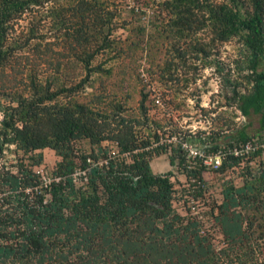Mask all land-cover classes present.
Instances as JSON below:
<instances>
[{
	"label": "trees",
	"instance_id": "trees-1",
	"mask_svg": "<svg viewBox=\"0 0 264 264\" xmlns=\"http://www.w3.org/2000/svg\"><path fill=\"white\" fill-rule=\"evenodd\" d=\"M112 3L0 0V264H264V162L254 169L248 165L264 156L259 146L264 142V0H161L152 22L131 27ZM22 16L28 17V36L20 41L12 35H19L14 26ZM51 30L55 39L45 41L41 35ZM36 35L32 49L45 55L40 60H52L57 46L55 71L66 57L63 63L71 60L78 68L72 78H39L32 62L25 73L16 52ZM198 35L209 39L201 43ZM143 36L174 53L161 61L169 71L173 58L185 63L186 50L197 58L216 43L238 40L242 57L234 67L240 80L225 78L222 104L247 120L226 123L219 142L200 130L179 131L168 115L167 136L177 139L160 143L164 123L148 115L146 92L139 91L136 114H124L123 103L109 97L100 76L125 75V59L133 61L132 54L144 49ZM103 55L112 63L97 61ZM205 64L220 71L214 59ZM252 116L256 127L250 130ZM103 141L115 151L109 153ZM185 141L197 142L206 153L223 146L217 172L248 158L240 184L224 180L219 202L210 205L219 245L201 229L197 215L182 216L173 208L172 171L150 168L153 157L167 154L168 165L186 177L187 190L200 194L206 167L186 156ZM247 142L256 147L245 155L231 153ZM44 148L59 157L46 186L32 168L41 163Z\"/></svg>",
	"mask_w": 264,
	"mask_h": 264
},
{
	"label": "rangeland",
	"instance_id": "rangeland-1",
	"mask_svg": "<svg viewBox=\"0 0 264 264\" xmlns=\"http://www.w3.org/2000/svg\"><path fill=\"white\" fill-rule=\"evenodd\" d=\"M110 1L113 2L112 7L119 9L121 18L126 21L125 25L131 27L135 25V22H152L153 17H151V12L155 10L156 2L161 0ZM149 2L151 4H149ZM131 9H133L132 12ZM27 19L28 17L22 16V18L16 22L14 26L15 31H20L19 35H12L13 38L22 41L28 36L24 35L26 27L28 26ZM118 32L124 33L125 31L119 29ZM131 33H133V31ZM41 36L44 37L45 41H53L56 35H52L51 30L47 32L46 35ZM38 38L39 35L30 38L28 44H23V47L16 52V56L21 62V65L25 67V73L32 62L35 64L34 72L39 78H43L46 75L72 78L77 73L78 68L71 60H66V64L63 63V59H67L66 57L59 62L61 64L59 70L57 72L55 71L54 66L57 62L54 59L56 57L54 51L55 49L57 51V46L52 48V60H40L41 57L44 58L45 55L32 49L33 43L37 41ZM198 38L201 43H206L209 39V35H198ZM145 41L149 43L145 45ZM139 45L140 47H144V49L137 51L135 55L132 54L133 61L129 58L125 59L128 63L125 75L121 76L115 73L113 76L107 78L103 77V75L100 76V79H102V86L106 85L109 91V97L114 96V99H118L123 103V107L125 108L123 111L124 114H136V105L140 98L139 91L142 89L143 92L148 94L145 107L147 108L150 118L162 119L164 123V120L169 115L172 124H175L176 128L183 133L187 131L191 134L200 130L204 132V135H213L216 137L217 141L224 142L222 137L226 131V123L231 121L238 124L247 120L234 108L226 107L222 104L223 95L228 91L225 78L240 80V77H238L239 73L234 67V62L242 57V51L238 40L231 38L225 42L216 43L208 48L207 56L199 54L197 58L193 57L192 51L186 50L188 53L184 56L185 63H181L178 59L173 58V64L170 66L172 74L169 78L167 77L170 71L165 69L161 61L164 57L167 56L169 58L174 55V53L167 48L166 44L160 47L157 41L153 42L151 37L147 38L143 36ZM148 45H152L151 50L146 49ZM145 50L151 51V53L147 54ZM162 52H166V54ZM153 54L158 55L157 58L159 60L157 61L156 59V61L159 66L154 65L155 60H153L154 58L151 56ZM57 57L59 59V55H57ZM212 59L218 62L216 66L220 67V71H217L214 65L205 64L206 60ZM100 60L105 63V66L112 63L106 55H103L97 61ZM117 70L118 68H116V71ZM76 77H78V75H76ZM6 78L11 79V77ZM99 82L98 79L93 81V86H95L96 89H98ZM85 91L90 92L92 88L87 87ZM248 121L251 123L249 129L253 130V128L256 127V116L250 117ZM169 127V124H163L162 130L164 134L161 133V137L159 138L160 143H169V141H175L177 139L176 136H167L166 131ZM184 143L187 145L190 144L192 149L200 153H205L204 148L199 146L197 142L185 141ZM80 145L84 149L88 148L84 141L81 142ZM102 145L110 149L109 153L115 151L114 144L110 142L103 141ZM224 150L223 146L218 149L221 153H224ZM41 153V163L37 166H32V168L34 171L38 172L41 180L48 182L51 178V170L59 157L48 148L42 149ZM7 157L11 158L12 154H7ZM247 160L248 158L244 157L239 166H232L223 172H217L214 168H206V170L202 172L204 184L200 194H195V192L187 190L189 187L186 177L180 169L168 165L167 154H160L153 157L149 164L153 172H163L168 169L172 171L173 208L182 216L188 214L195 215L193 213H196L201 222V229L207 230L211 234L214 243L219 245L221 237L217 231V227L212 223L209 217V208L213 201L219 202L221 198V185L224 180H230L235 185L240 184L241 166L244 165ZM97 161L100 163L103 159L99 157ZM262 161L264 162V156H255L248 161V165L254 169L261 167Z\"/></svg>",
	"mask_w": 264,
	"mask_h": 264
},
{
	"label": "built area",
	"instance_id": "built-area-1",
	"mask_svg": "<svg viewBox=\"0 0 264 264\" xmlns=\"http://www.w3.org/2000/svg\"><path fill=\"white\" fill-rule=\"evenodd\" d=\"M259 146H264V142L261 143ZM181 147L183 149H185L186 151V156L187 157H197L199 159V161L201 162V164H203L206 168H214L216 169L221 161L222 158L224 156V153H221L220 151H216V152H212V153H200L195 149H192V147L190 146V144H185L184 142L181 143ZM256 147V146H254ZM250 143H244L243 145L239 144L238 146H234L231 150V153L233 155H242V154H247L248 152L252 151L254 148ZM37 174L38 172L35 171ZM40 177V176H39ZM41 180V178H40ZM50 180H48L49 182ZM48 182H44L43 180H41V183L43 186H46L48 184ZM195 215H197L196 213H193ZM198 217V215H197Z\"/></svg>",
	"mask_w": 264,
	"mask_h": 264
}]
</instances>
